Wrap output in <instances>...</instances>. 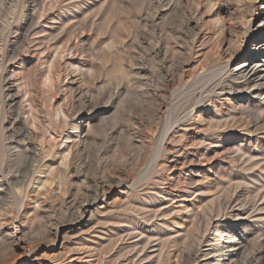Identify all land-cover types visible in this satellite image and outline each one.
<instances>
[{"label":"rangeland","instance_id":"374dc122","mask_svg":"<svg viewBox=\"0 0 264 264\" xmlns=\"http://www.w3.org/2000/svg\"><path fill=\"white\" fill-rule=\"evenodd\" d=\"M1 5L0 264H264V0Z\"/></svg>","mask_w":264,"mask_h":264},{"label":"bare ground","instance_id":"6f19581e","mask_svg":"<svg viewBox=\"0 0 264 264\" xmlns=\"http://www.w3.org/2000/svg\"><path fill=\"white\" fill-rule=\"evenodd\" d=\"M5 0H0V5L1 4H3V2H4ZM15 6V5H14ZM1 7H2V5H1ZM11 8V7H10ZM11 10V9H10ZM12 14V13H11ZM262 17V18H261ZM261 19V20H260ZM257 22H258V25H255V26H258V28H260V29H258V31H260L261 33L258 35V37H262V39L261 40H259L257 43H254L253 44V48H252V50L249 52V55L248 56H246V57H244V58H242L241 59V62H240V64L238 65V67H237V69L235 70V74L232 76V78H233V80L234 81H236V82H238L237 84H238V86H241V87H251L252 89L253 88H255L256 89V92L259 90V89H261L262 87H264V34H263V32H264V11H263V13H262V16L260 15L259 17H258V19H257ZM3 27H4V25H3ZM9 27V26H8ZM5 29V28H4ZM30 30V29H29ZM4 31V30H3ZM257 31V30H256ZM255 31V32H256ZM2 34H3V32H1V30H0V41H1V39H2ZM249 42V41H248ZM256 44H258V45H256ZM228 69V68H227ZM225 71V70H224ZM220 73H223V70L220 72ZM231 74V73H230ZM233 74V73H232ZM224 75V74H223ZM231 78V77H230ZM218 82H219V80H218ZM220 83V82H219ZM9 87H11V86H9ZM5 88H6V86H5ZM8 88V87H7ZM6 88V89H7ZM5 89V90H6ZM11 90V89H10ZM13 90V89H12ZM7 91V90H6ZM177 91V90H176ZM8 92V91H7ZM212 92V91H211ZM260 92V91H259ZM258 93V92H257ZM256 93V94H257ZM261 93V92H260ZM253 94V93H252ZM8 95V94H7ZM255 96V95H254ZM8 97H9V95H8ZM8 97H6V98H8ZM13 98V97H12ZM16 98V97H15ZM12 100V99H11ZM10 101V100H9ZM14 103V102H13ZM13 103H12V105H13ZM16 104V103H15ZM22 108V107H21ZM35 109V108H34ZM17 115V114H16ZM35 121V120H34ZM153 122V121H152ZM157 122V121H156ZM38 124V123H37ZM168 124V123H167ZM170 124V123H169ZM13 125V124H12ZM174 125V124H173ZM39 126V125H38ZM37 126V127H38ZM156 126V125H155ZM40 129V128H39ZM10 130V129H9ZM8 130V131H9ZM4 131V130H3ZM1 132V131H0ZM6 132V131H5ZM10 132V131H9ZM24 132H25V130H24ZM29 133V132H28ZM27 133V134H28ZM3 134V133H2ZM1 134V135H2ZM31 134V133H30ZM168 134V133H167ZM0 135V136H1ZM6 135H7V133H6ZM10 135V134H9ZM12 135V134H11ZM24 135H26V134H23V136ZM4 136V135H3ZM8 136V135H7ZM6 137V136H5ZM31 137V136H30ZM39 138V137H38ZM166 138V137H165ZM1 139V138H0ZM3 139H4V137H3ZM6 139V138H5ZM14 139V138H13ZM34 139V138H33ZM163 139V138H162ZM2 141V140H1ZM0 141V142H1ZM9 141V140H8ZM18 141V140H17ZM25 141V140H24ZM163 141V140H162ZM4 142V141H3ZM6 142V141H5ZM31 142V141H30ZM39 142V141H38ZM164 142V141H163ZM10 143V142H9ZM160 143V142H159ZM8 144V143H7ZM18 144V143H17ZM35 144H36V142H35ZM43 144V143H42ZM1 145L3 146V144H2V142H1ZM5 145H6V143H5ZM11 145V144H10ZM37 145H41V144H38L37 143ZM157 145H159V144H157ZM162 145V144H161ZM164 145V144H163ZM166 145V144H165ZM24 146V145H23ZM7 147H8V145H7ZM25 147V146H24ZM33 148L31 145H29L28 144V148ZM36 147V146H35ZM3 148H5V150L7 151V149H6V146L5 147H3ZM2 148V149H3ZM45 148V147H44ZM43 148V149H44ZM157 148V147H156ZM1 148H0V150H2ZM20 149H22V148H20ZM46 149V148H45ZM158 149V148H157ZM4 150V151H5ZM24 150V149H23ZM27 150V149H26ZM26 150H24V152L26 151ZM29 150V149H28ZM27 150V151H28ZM41 150V149H40ZM13 152V149H10V148H8V154H10V155H12V158L11 159H13L14 157L15 158H17L18 157V159L19 160H21L24 156H20L19 157V155H18V153H20V152H15V154H12V152ZM29 151H31V150H29ZM33 151L35 152V151H37V149L36 148H33ZM45 151H47V150H45ZM32 152V151H31ZM34 152H33V154H34ZM5 153V152H4ZM14 153V152H13ZM38 153H40V152H38ZM41 153H43V152H41ZM4 155V154H3ZM10 155H8L9 157H10ZM17 155V156H16ZM37 155V153L35 154V155H33L34 157ZM5 156V155H4ZM30 156H32V155H30ZM40 156V155H39ZM5 158V157H4ZM25 158V157H24ZM23 158V159H24ZM28 158V157H27ZM39 158V157H38ZM37 158V159H38ZM42 158V157H41ZM44 158V157H43ZM0 159H2V158H0ZM29 159V158H28ZM33 159V157L31 158L30 157V161ZM40 159V158H39ZM38 159V160H39ZM16 161H17V159H15ZM18 160V161H19ZM27 160V159H26ZM25 160V161H26ZM44 160V159H43ZM2 161V160H1ZM12 161V160H11ZM17 161V162H18ZM29 161V162H30ZM33 161L34 160H32L31 161V163H33ZM22 161H20V166H21V163ZM29 162L27 161L26 163H28L29 164ZM38 162H40V160L38 161ZM11 163V162H10ZM12 163H14V161L12 162ZM25 163V162H24ZM36 162H34V166H36V164H35ZM4 164H5V162H4ZM12 165V164H11ZM14 165V164H13ZM27 165V164H26ZM38 165V164H37ZM8 166H10V164L8 165ZM33 166V167H34ZM0 167H2V166H0ZM11 167H13V166H11ZM15 167H16V165H15ZM24 167V168H23ZM42 167V166H41ZM40 167V168H41ZM5 168V167H4ZM4 168H2V169H4ZM9 168V167H8ZM14 168V167H13ZM12 168V169H13ZM17 168H19V167H17ZM20 168H23L24 170H25V166H22V167H20ZM31 168V167H30ZM27 169V168H26ZM32 169V168H31ZM30 169V170H31ZM35 169V168H34ZM1 170V169H0ZM6 170H7V168H6ZM11 170V169H10ZM10 170H8V171H6V172H9ZM15 170H17V169H15ZM23 170V171H24ZM27 170H29V169H27ZM39 170V169H38ZM12 171V170H11ZM2 172V171H1ZM0 172V173H1ZM13 172V171H12ZM26 172V171H25ZM25 172H22V174L23 173H25ZM30 173H31V171H29ZM36 172H37V170H36ZM3 173V172H2ZM1 173V174H2ZM19 173H21L20 171H19ZM28 174V173H27ZM32 174V173H31ZM3 175L5 176L6 174H4L3 173ZM10 175V174H9ZM8 175V176H9ZM12 175V174H11ZM14 175H16L17 176V173L16 172H14ZM21 174H19V176H20ZM24 175H26V174H24ZM18 176V177H19ZM3 177V176H2ZM1 177V178H2ZM10 177V176H9ZM22 177V176H21ZM0 178V179H1ZM5 178V177H4ZM23 178V177H22ZM2 180H4V179H2ZM6 180V179H5ZM8 181H9V179H8ZM11 181V180H10ZM13 181V180H12ZM21 183L23 182V180L21 181V180H19ZM32 181V180H31ZM6 182V181H5ZM8 184V183H7ZM10 185H12V184H10ZM28 185V184H27ZM3 187V186H2ZM6 187H8V186H6ZM12 187H14L15 188V186H12ZM14 188H13V190H14ZM16 188H17V186H16ZM23 188V187H22ZM21 188V189H22ZM30 188V187H29ZM27 189H28V187H27ZM43 190H44V188H42ZM3 190V189H2ZM1 189H0V192L2 191ZM35 190V189H34ZM240 190V189H239ZM33 190H31V192H32ZM38 191H39V189H38ZM40 191H41V189H40ZM8 192H10L9 190H8ZM17 192H18V190H17ZM22 192H24L23 190H22ZM35 192V191H34ZM5 193V192H4ZM27 193H29V192H27ZM101 193H103V192H101ZM19 194H20V192H19ZM229 195V194H228ZM239 195V194H238ZM233 197V196H232ZM231 197V198H232ZM234 199V198H233ZM230 201V200H229ZM233 201V200H232ZM1 204V203H0ZM227 205V204H226ZM83 207V206H82ZM229 207V206H228ZM80 209V208H79ZM184 211V210H183ZM83 212V211H82ZM86 212V211H85ZM85 212H84V214H85ZM81 213V212H80ZM2 215V214H1ZM81 215V214H80ZM3 216V215H2ZM79 217H81V216H79ZM80 220V219H79ZM211 224V223H210ZM207 227H208V224H207ZM17 231V230H16ZM14 236V235H13ZM56 236V235H55ZM203 238V237H202ZM205 238V237H204ZM201 239V238H200ZM64 241V240H63ZM11 242V241H10ZM15 242V241H14ZM13 242V243H14ZM53 244V243H52ZM14 245V244H13ZM62 246V245H61ZM9 247H11L12 249H13V247H12V245L10 244L9 245ZM223 248L225 249H223L224 251H227L226 249H231V250H229V251H231V252H233V251H235L234 252V256L235 255H237V250H236V248H235V244H233V243H229V242H226V243H223ZM24 249V248H23ZM72 248H70L69 250H71ZM75 249V248H74ZM73 249V250H74ZM237 249H239V248H237ZM14 250V249H13ZM21 250H22V248H21ZM28 250V249H27ZM78 250V249H77ZM11 251V250H10ZM24 251V250H23ZM30 251V250H29ZM76 251V250H75ZM199 251V250H198ZM70 252V251H69ZM86 252V251H85ZM66 253V252H65ZM68 253V252H67ZM66 253V254H67ZM71 254H72V251L70 252ZM78 253H79V251H78ZM77 253V254H78ZM225 253V252H224ZM223 253V254H224ZM28 254V253H27ZM65 254V255H66ZM80 254V253H79ZM198 254V253H197ZM196 254V255H197ZM23 255V254H22ZM232 257V255H231V253H228V255L226 256V258H227V260H230V258ZM74 258V257H73ZM77 258V257H76ZM235 258V257H234ZM69 259V258H68ZM78 260H79V257L77 258ZM77 259H76V261H77ZM236 259V258H235ZM80 260H81V258H80ZM74 261V260H73ZM253 261H255V260H253ZM238 262V261H237ZM12 263V262H11ZM86 263V262H85ZM84 263V264H85ZM231 263H232V260H231ZM231 263H229V264H231ZM88 264V263H87ZM195 264V263H194ZM232 264H235V263H232Z\"/></svg>","mask_w":264,"mask_h":264}]
</instances>
